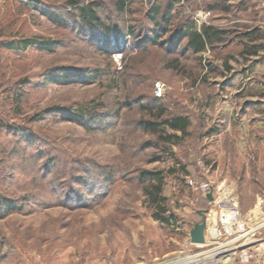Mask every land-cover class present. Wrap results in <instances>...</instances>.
I'll return each instance as SVG.
<instances>
[{"label": "rangeland", "instance_id": "374dc122", "mask_svg": "<svg viewBox=\"0 0 264 264\" xmlns=\"http://www.w3.org/2000/svg\"><path fill=\"white\" fill-rule=\"evenodd\" d=\"M191 23L224 35L194 54ZM161 107L180 144L141 128ZM222 200L264 224V0H0V264H245L191 243Z\"/></svg>", "mask_w": 264, "mask_h": 264}, {"label": "trees", "instance_id": "16d2710c", "mask_svg": "<svg viewBox=\"0 0 264 264\" xmlns=\"http://www.w3.org/2000/svg\"><path fill=\"white\" fill-rule=\"evenodd\" d=\"M124 4L125 2L120 3V9L124 8ZM223 35V31L213 26H203L201 31L198 32L195 31L194 24L191 23L184 29V36L187 38L188 48L194 54L205 52L209 46H213L215 42L220 41ZM29 44V42H26L24 45L28 46ZM155 98L157 99V102L160 101V98H157L156 96ZM156 108L157 107H155V109ZM153 109L154 108H151V111H149L154 114L152 111ZM156 119L158 120L142 122L140 126L144 132L158 136L159 140L166 145L180 144L189 135L191 120L188 116H166V110L161 107L160 113L156 116ZM167 129L173 132H179L181 135H177L175 133L167 134ZM148 176L150 181L149 185L145 189L148 200L151 205L158 210L157 218L168 224L170 219L165 217L168 211L166 209V198L163 196L164 176L160 173H149Z\"/></svg>", "mask_w": 264, "mask_h": 264}, {"label": "built area", "instance_id": "2783aa9c", "mask_svg": "<svg viewBox=\"0 0 264 264\" xmlns=\"http://www.w3.org/2000/svg\"><path fill=\"white\" fill-rule=\"evenodd\" d=\"M165 91L166 86L164 83L159 82L156 84L154 93L157 98H162ZM189 182L195 191L203 193L206 197L213 191V187L209 181L197 183L190 180ZM261 227H264V224L260 225L258 229ZM250 234L255 237V240L250 238ZM242 240L244 242L248 241V243L235 246ZM258 243L255 229L249 230L248 224L240 212L226 201L222 200L219 203L218 212L215 217L212 213L207 214L205 245L216 244L218 247L207 252L208 257L204 259L206 263L210 260H217L220 256L230 255L234 256V258L239 257L242 263L250 264L255 259V252L252 246H256ZM223 248L225 250H222ZM219 253L223 254L219 256Z\"/></svg>", "mask_w": 264, "mask_h": 264}, {"label": "water", "instance_id": "95a60500", "mask_svg": "<svg viewBox=\"0 0 264 264\" xmlns=\"http://www.w3.org/2000/svg\"><path fill=\"white\" fill-rule=\"evenodd\" d=\"M208 199L212 200V194L208 195ZM202 217V222L196 224L194 229L190 233L191 243L195 245H205L206 244V230H207V214L200 212Z\"/></svg>", "mask_w": 264, "mask_h": 264}, {"label": "crops", "instance_id": "0c3cea01", "mask_svg": "<svg viewBox=\"0 0 264 264\" xmlns=\"http://www.w3.org/2000/svg\"><path fill=\"white\" fill-rule=\"evenodd\" d=\"M256 232H257L256 237H257V240L259 241V243L264 242V227L257 229ZM258 244L253 249L255 252L256 258L250 264H264V247H262V245L259 246Z\"/></svg>", "mask_w": 264, "mask_h": 264}, {"label": "bare ground", "instance_id": "6f19581e", "mask_svg": "<svg viewBox=\"0 0 264 264\" xmlns=\"http://www.w3.org/2000/svg\"><path fill=\"white\" fill-rule=\"evenodd\" d=\"M222 254H223V253H219V256L222 255ZM217 256H218V255H217ZM220 257H222V256H220ZM226 257H228L229 260H233V259H234V256H230V255H228V256H223V258H226ZM223 258H222V259H223ZM193 260H194V259H193ZM193 260H192V259H191L190 261H189V260H184V261L181 260V261H177V262H176V261H175V262L172 261V262H169V263H167V264H194L195 262L193 263ZM188 261H189V262H188ZM194 261H195V260H194ZM216 261H217V260H216ZM219 261H220V260H219ZM219 261H218V262H219Z\"/></svg>", "mask_w": 264, "mask_h": 264}]
</instances>
